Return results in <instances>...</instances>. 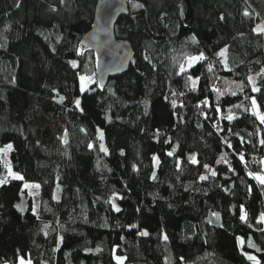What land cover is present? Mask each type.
<instances>
[{
    "label": "trees",
    "instance_id": "obj_1",
    "mask_svg": "<svg viewBox=\"0 0 264 264\" xmlns=\"http://www.w3.org/2000/svg\"><path fill=\"white\" fill-rule=\"evenodd\" d=\"M97 1L0 0V151L13 142L23 177L0 184V264H264V185L249 175L262 171L251 97L264 109V77L259 92L248 80L264 69V0H130L116 36L135 56L106 86L82 46ZM205 165L217 175L201 180ZM24 181L41 185L37 214L17 207Z\"/></svg>",
    "mask_w": 264,
    "mask_h": 264
},
{
    "label": "water",
    "instance_id": "obj_2",
    "mask_svg": "<svg viewBox=\"0 0 264 264\" xmlns=\"http://www.w3.org/2000/svg\"><path fill=\"white\" fill-rule=\"evenodd\" d=\"M130 0H98L94 22L82 38V46L96 54V77L100 86L126 72L133 59L134 50L128 40L116 36L119 18L129 11Z\"/></svg>",
    "mask_w": 264,
    "mask_h": 264
},
{
    "label": "snow or ice",
    "instance_id": "obj_3",
    "mask_svg": "<svg viewBox=\"0 0 264 264\" xmlns=\"http://www.w3.org/2000/svg\"><path fill=\"white\" fill-rule=\"evenodd\" d=\"M61 2H63V0H61ZM133 7H143L142 4H133ZM55 10V9H53ZM247 15V13H245ZM255 31L257 32H261V33H264V25H258L257 28L255 29ZM193 42H196L195 41V38L193 37L192 38ZM226 53H227V49H222L220 53H218V55L222 56V57H226ZM147 58V57H146ZM206 59V57L204 56L203 53H201L199 56H195V57H190L189 58V67H191L195 62H198L200 60H204ZM71 64L73 67H76L77 66V62L76 61H71ZM181 71H184L183 67L181 68ZM258 76H261V77H264V69L261 70V73H258L257 74ZM190 81H191V90H195L197 88V84H198V80H199V77H196V78H192V77H189L188 78ZM248 80L252 83V91H256V92H259L260 91V88H258L256 86V78L255 77H252V76H249L248 77ZM91 81V78L90 77H86V76H83L81 77V84H82V89H84V87H86L87 83ZM238 87L241 88V90H243V87L241 85H238ZM216 91L220 94V95H223V93H220V90L219 89H216ZM233 95H235V92L232 93ZM181 95H183V93H181ZM63 97H60L59 100L60 102H63ZM251 101H252V111L253 113L260 119L261 123L264 124V113H262L260 110H259V105L257 104V101H256V98L255 97H251ZM76 105L79 106L80 105V101L79 100H76L75 101ZM202 103H208L207 100L205 101H202ZM173 105H175V102L173 101ZM239 107V106H237ZM248 109H245V111H247ZM81 111H83V109H81ZM235 117L232 116V115H229L227 117V119L229 120H232L234 119ZM100 138L103 139V133L101 132L100 133ZM261 143L264 144V140H261ZM12 147V145H8L7 146V149L10 150ZM89 147H91V145H89ZM101 150L104 151V152H107V149L103 147V145H101ZM169 156L173 155L172 152H169L168 153ZM191 161L193 163H197L198 161H196L195 157H190ZM221 159L223 160L224 158L221 157ZM240 159L243 160L244 157L243 155L240 156ZM225 163H227V161L225 160L224 161ZM157 163H159V160L157 158ZM204 167H208L207 165H205ZM209 171L211 172V175L212 176H216L217 173L214 171V170H211L209 169ZM10 175L14 176L15 179H20L22 180L23 177L22 176H19L17 174H14V173H9ZM249 175H255V178L257 180H259V182L264 185V174H253V173H249ZM153 178H155V174H153ZM208 177L206 175H202L200 177L201 180H204V179H207ZM7 181L6 180H0V184H3V183H6ZM25 187H39V185H28V184H25ZM116 211H120V209L117 207L116 208ZM213 215H218V214H213ZM241 219L242 220H246V214L241 216ZM260 221L264 222V214H261V217H260ZM141 235H148V233L146 231L144 232H141L140 233ZM62 239V238H61ZM165 240H167V236L164 237ZM241 243H243V240H241ZM250 246L252 247H255V245L253 244H250ZM245 255H247V258L249 260H252L254 261V264H260V261L257 259L256 256L254 255H249L247 253H245ZM116 259L120 262V264H123V261L125 260V257H122V256H117ZM20 264H26V262L24 261L23 258H21L20 260ZM27 264H31V261H27Z\"/></svg>",
    "mask_w": 264,
    "mask_h": 264
},
{
    "label": "rangeland",
    "instance_id": "obj_4",
    "mask_svg": "<svg viewBox=\"0 0 264 264\" xmlns=\"http://www.w3.org/2000/svg\"><path fill=\"white\" fill-rule=\"evenodd\" d=\"M188 61L185 63V65L183 67L184 70H188L190 68ZM256 75H257V73L253 74L252 77L256 78ZM81 77H83V76H81ZM81 77H80V82H81ZM91 81L87 83L86 87H84L83 90H81L82 97H83L84 93H86V90L89 89V85H90ZM80 86H81L80 88L82 89V84ZM256 86H257V84H256ZM79 101L81 103V100H79ZM257 104L259 105L258 101H257ZM259 110L262 113H264V109L260 105H259ZM8 145H12L10 150L7 149ZM13 147H14L13 146V142H10V143L6 144L0 151V155L4 158L5 162L7 163L8 174H7V177L4 179L7 182L10 179L14 178V176L9 174L10 172L14 173V171L12 170L11 165H10V152L12 151ZM157 158H158V156L155 157V163L156 164H157ZM209 169L213 170V168L211 166H208L204 175L208 176V173H211L209 171ZM14 174H17V175L21 176L18 173H14ZM25 184H28V185H39V187L38 188L37 187H25ZM23 188L27 192L26 193L25 192L22 193V197H21L20 201L17 204L18 209L21 212H25V211L28 210L29 205H31L33 212L37 214L39 212L40 202H41V185H40V183L32 182V181H24ZM60 196H61V188H60V186H57V188L55 189L54 198L55 199H59ZM113 205H114L115 208H117V207L119 208V205H118V203L115 200H113ZM117 256H121V255H116V257ZM122 257H124V256H122ZM23 259L26 262V264H27V261H30L29 259H26V258H23ZM20 260L16 264H20ZM117 262L120 264V262L118 260H117ZM1 264H13V263L5 262V263H1ZM31 264H32V262H31ZM123 264H133V263H128V262H126V259H125L123 261Z\"/></svg>",
    "mask_w": 264,
    "mask_h": 264
},
{
    "label": "built area",
    "instance_id": "obj_5",
    "mask_svg": "<svg viewBox=\"0 0 264 264\" xmlns=\"http://www.w3.org/2000/svg\"><path fill=\"white\" fill-rule=\"evenodd\" d=\"M216 84L219 85L220 80H217ZM261 213L264 214V201L261 203Z\"/></svg>",
    "mask_w": 264,
    "mask_h": 264
},
{
    "label": "crops",
    "instance_id": "obj_6",
    "mask_svg": "<svg viewBox=\"0 0 264 264\" xmlns=\"http://www.w3.org/2000/svg\"><path fill=\"white\" fill-rule=\"evenodd\" d=\"M260 174H264V156H263V159H262V171L259 172ZM259 181V180H258ZM264 224V222H263ZM255 256V255H254ZM254 262V261H253Z\"/></svg>",
    "mask_w": 264,
    "mask_h": 264
}]
</instances>
